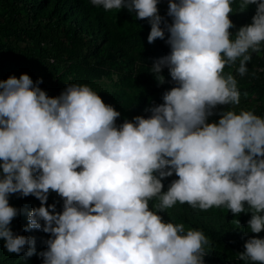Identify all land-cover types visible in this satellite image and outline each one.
<instances>
[{
	"label": "clouds",
	"instance_id": "9594fccd",
	"mask_svg": "<svg viewBox=\"0 0 264 264\" xmlns=\"http://www.w3.org/2000/svg\"><path fill=\"white\" fill-rule=\"evenodd\" d=\"M90 2L146 19L149 44L165 40L166 28L171 52L150 70L163 84L167 68L178 86L149 118L118 126L120 112L88 85L69 84L49 97L42 79L28 74L0 80V240L7 251L36 254L35 238L10 227L19 210L9 196L17 193L41 201L25 230L51 234L39 253L43 264H204L211 241L203 231H185L158 214L177 202L251 212L250 232L264 231V118L229 110L208 122L218 105L240 104L236 79L222 73L239 59L244 76L250 50L260 52L264 2L242 0L241 11L256 4L257 12L234 40L233 0H169L170 24L159 14L160 0ZM173 174L178 179L162 191ZM50 190L63 199L62 213L47 205ZM239 259L264 264V239H248Z\"/></svg>",
	"mask_w": 264,
	"mask_h": 264
},
{
	"label": "trees",
	"instance_id": "16d2710c",
	"mask_svg": "<svg viewBox=\"0 0 264 264\" xmlns=\"http://www.w3.org/2000/svg\"><path fill=\"white\" fill-rule=\"evenodd\" d=\"M241 3L242 0H233L231 4L233 12L229 18L234 27L229 31L233 40L241 27L253 23L257 12L256 4L241 11ZM158 9L166 23H172V18L167 15L169 0H160ZM161 27L165 28V24ZM150 31L148 21L136 19V14L127 8L105 11L90 0H0V80H5L11 72L20 77L31 71H46L51 78V90L57 97L69 84L91 86L103 76L112 78L116 75V89L108 101L121 114L117 125L132 121L138 115L149 118L152 115L150 109L164 103V93L178 86L167 68L163 70V84L152 74L153 64L170 54L171 48L166 43L169 35L166 28L165 40L157 39L151 44L147 39ZM56 38L59 41H55ZM250 55L252 58L244 76L237 71L239 59L227 66L237 80L240 94H264V42L259 53L250 50ZM229 110L237 114L242 111L232 106L219 108L208 122H218L221 114ZM245 111L264 118V108H245ZM176 179L175 174L163 179L162 191L167 192ZM156 203V200L149 202L151 210L158 211L154 208ZM9 204L19 210L10 225L13 233L34 237L36 254L27 257V247L19 255L10 254L4 247V240H0V264H43L39 253L47 250L45 241L51 234L42 229L25 230L29 224L28 213L40 207L41 201L17 193L9 196ZM52 204L56 205V212L62 213L63 199L50 190L47 205ZM158 214L165 222L183 224L185 231H203L211 241V246L205 250L204 264H259L239 259L248 239H264V231L256 234L249 230L251 212L234 216L223 206L203 211L177 202Z\"/></svg>",
	"mask_w": 264,
	"mask_h": 264
},
{
	"label": "rangeland",
	"instance_id": "374dc122",
	"mask_svg": "<svg viewBox=\"0 0 264 264\" xmlns=\"http://www.w3.org/2000/svg\"><path fill=\"white\" fill-rule=\"evenodd\" d=\"M263 2H264V0H263ZM165 4L167 5L168 2H166ZM47 36L49 37V35H47ZM55 41H59V39L56 38ZM21 45H25V44L22 43ZM51 46L52 45H49V47H51ZM44 49L46 50L45 47H44ZM229 74L232 75L229 67L226 65L222 75L226 77ZM28 75L32 78V80L34 82L42 79L43 83L39 84V87L42 90H44L48 94L49 97H55L52 90H51V78L49 75H47L46 71H41V72H32L31 71L28 73ZM10 76H16L17 78H19L15 72H11L5 76V80H7ZM116 80H117L116 75H114L112 78H109L107 76H103L102 78L97 79L94 82V84L91 85L90 87L101 96V98L103 99V101L106 104H109L108 100H109L111 94L116 89V87H115ZM229 106H232L233 108L241 109V110H245V108H247V109L264 108V94H256V93H252V94L246 93V95L240 94V104L239 105H218L213 110V112L215 113L219 108L226 109Z\"/></svg>",
	"mask_w": 264,
	"mask_h": 264
}]
</instances>
